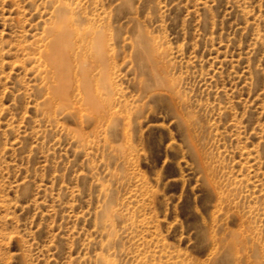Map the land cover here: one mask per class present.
Returning <instances> with one entry per match:
<instances>
[{
    "label": "rangeland",
    "instance_id": "1",
    "mask_svg": "<svg viewBox=\"0 0 264 264\" xmlns=\"http://www.w3.org/2000/svg\"><path fill=\"white\" fill-rule=\"evenodd\" d=\"M0 264H264V0H0Z\"/></svg>",
    "mask_w": 264,
    "mask_h": 264
},
{
    "label": "bare ground",
    "instance_id": "2",
    "mask_svg": "<svg viewBox=\"0 0 264 264\" xmlns=\"http://www.w3.org/2000/svg\"><path fill=\"white\" fill-rule=\"evenodd\" d=\"M58 26V25H57ZM69 26H71L68 22H66V21H61V24H60V26H58V27H60L61 29L59 30V32L60 33H62V35L63 34H65V35H67L68 34V30L69 29H72L71 27H69ZM58 27L57 28H55V29H57L58 30ZM53 29V28H52ZM55 29H54V31H55ZM70 32V31H69ZM88 32V31H87ZM86 32V33H87ZM91 34H93V33H91ZM61 35V34H60ZM88 35H90V32H89V34ZM64 36V35H63ZM62 37V36H61ZM70 37H71V35H70ZM87 38H88V36H87ZM97 38V37H96ZM53 39H54V37H53ZM59 39V38H58ZM57 39V40H58ZM69 39V38H68ZM83 39H84V37H83ZM56 40V39H55ZM70 40V39H69ZM58 42V41H57ZM67 42H69V41H67ZM80 44V43H79ZM66 45H69V44H66ZM82 46V45H81ZM95 46L97 47V43L95 42ZM84 50H85V48H83ZM69 50V49H68ZM92 50V49H91ZM66 51H67V49H66ZM81 51H83V50H80V52ZM96 52V51H95ZM57 53V52H56ZM82 53V52H81ZM58 54V53H57ZM85 55V54H84ZM80 56H81V54H80ZM79 56V57H80ZM61 57V56H60ZM101 54L99 55V53L97 52V55L96 56H93L92 58H91V60L89 61V62H91L92 64H94V65H96L97 67H98V69L101 71V66L99 67L98 66V63H101L102 62V59H101ZM67 58V57H66ZM56 59V58H55ZM68 59V58H67ZM82 58L80 57V60H81ZM50 60H51V58H50ZM79 60V59H78ZM83 60V59H82ZM59 61V60H58ZM67 61H70V60H67ZM85 61V59L82 61V62H84ZM81 63V62H80ZM49 64H51L52 65V63H51V61H50V63ZM83 64V63H82ZM89 64V63H88ZM84 65V64H83ZM61 66L63 67V63L61 64ZM92 66V65H91ZM91 68V67H90ZM92 69H94V68H92ZM71 71V70H70ZM88 71H90L89 69L87 70H85L84 72H87V75H88ZM91 71H94V70H91ZM90 71V72H91ZM56 73V72H55ZM89 74H91V73H89ZM86 75V74H85ZM86 75V76H87ZM92 75V74H91ZM83 76V75H82ZM89 76V75H88ZM88 76H87V78H88ZM86 80H88V79H86ZM87 82H89V81H87ZM97 83H99L100 84V82H99V80H98V82ZM90 84V83H89ZM100 86V85H99ZM79 87V86H78ZM95 88V87H94ZM93 91H95V90H93ZM96 91H97V89H96ZM100 94V93H99ZM93 102H95V101H93ZM97 103H95V105H96ZM94 105V104H93Z\"/></svg>",
    "mask_w": 264,
    "mask_h": 264
}]
</instances>
